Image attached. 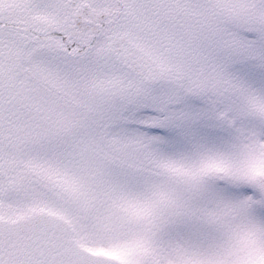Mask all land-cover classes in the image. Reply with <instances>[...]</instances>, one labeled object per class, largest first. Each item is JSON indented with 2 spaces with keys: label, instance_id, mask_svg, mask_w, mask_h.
Returning <instances> with one entry per match:
<instances>
[{
  "label": "snow or ice",
  "instance_id": "1",
  "mask_svg": "<svg viewBox=\"0 0 264 264\" xmlns=\"http://www.w3.org/2000/svg\"><path fill=\"white\" fill-rule=\"evenodd\" d=\"M0 264H264V0H0Z\"/></svg>",
  "mask_w": 264,
  "mask_h": 264
}]
</instances>
